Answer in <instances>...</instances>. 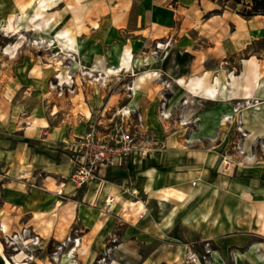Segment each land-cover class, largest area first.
Instances as JSON below:
<instances>
[{
  "label": "crops",
  "instance_id": "crops-1",
  "mask_svg": "<svg viewBox=\"0 0 264 264\" xmlns=\"http://www.w3.org/2000/svg\"><path fill=\"white\" fill-rule=\"evenodd\" d=\"M29 2L5 0L2 15L49 21L35 36L54 39L73 65L125 66L87 92L88 103L80 92L68 107L138 109L151 149L77 187L71 150L96 122L92 112L48 129L18 123L16 107L0 103V251L3 237L27 229L41 253L58 245L63 264H187L185 245L203 253L205 243V264H264V157L223 171L236 123L219 128L223 115H238L249 142L264 137V49L241 57L264 38V15L247 18L219 0H49L45 12L24 9Z\"/></svg>",
  "mask_w": 264,
  "mask_h": 264
},
{
  "label": "rangeland",
  "instance_id": "rangeland-1",
  "mask_svg": "<svg viewBox=\"0 0 264 264\" xmlns=\"http://www.w3.org/2000/svg\"><path fill=\"white\" fill-rule=\"evenodd\" d=\"M48 1L42 0V4H38L39 0H30L24 9L33 12L35 7L40 6V9L45 12L48 9ZM2 2L5 0H0V103L16 107L17 122L24 125H27L26 121H28L34 126L42 127L43 122L46 121L49 124L48 129L68 128L70 127L68 124L70 119L72 118L71 121H74L80 109L86 115L91 111L90 117L93 119L95 116L96 119V122H88L87 131L90 130L91 125H96L99 120L107 123L121 105L107 108L105 113H96L95 110L97 109H91L90 106H82V108L77 109L68 107V104L71 101L74 102L80 92L82 93V100L84 98V101L88 103L89 98L86 93L97 90V86L101 85L84 73L90 70V67L84 63L80 64L79 60L77 65H73L71 61H75L76 56L67 52L63 53L62 49L55 50L54 46L49 45L55 42L54 39H46L44 35H41L44 37L43 40L47 41L43 43L42 37L37 38L35 36L36 31H39L40 34L45 31L49 21L39 26L40 23L37 20L40 19L37 16L22 18V15L16 13L11 17H6L1 12ZM230 5V3L227 4L229 8L235 10ZM237 7L238 9L242 8V6ZM33 21L34 24H32ZM33 25L36 26V29ZM22 29L28 32L20 33L15 37L12 35ZM32 29L34 30L31 32ZM39 42L41 43L39 44ZM256 48L264 49V38L254 42L251 48L242 53L241 57L245 59L248 53L255 51ZM155 50L153 53L157 57H162L166 48L163 47L161 51L157 49L156 53ZM232 62L230 59L227 61L230 64ZM120 74H116L113 81L118 79ZM238 109L239 107L236 106L234 111L236 112ZM170 115L168 120L172 119L173 123L177 119L180 123L187 122L180 118V113H171ZM240 121L238 115L222 116L219 126L221 132H229L231 123H236V130L232 131L233 141L227 149L226 155L222 158L223 171H228L229 168L231 169L237 164L251 163L264 157V137H258L249 142L248 133L238 125ZM147 132L143 140L147 139ZM73 151L71 150V152ZM13 236L14 234L8 235L7 239L3 237L0 264H9L7 260L10 259L12 260L11 264H14L15 255L21 259L26 258L28 262H32L30 264H63V259L54 255L58 245L48 243L43 254L41 253L42 250H39L43 246L41 241L36 240L34 244L29 238L30 235H28L27 240L21 239V237L13 238ZM110 249H108L109 252ZM18 253L21 254L18 255ZM38 256L42 257L38 258ZM107 260H109L107 257H98L91 264H106ZM68 263L80 264L74 258H71Z\"/></svg>",
  "mask_w": 264,
  "mask_h": 264
},
{
  "label": "built area",
  "instance_id": "built-area-1",
  "mask_svg": "<svg viewBox=\"0 0 264 264\" xmlns=\"http://www.w3.org/2000/svg\"><path fill=\"white\" fill-rule=\"evenodd\" d=\"M168 46V43H166ZM157 49L155 50V53ZM134 93L133 84L127 87ZM171 113L161 112L164 118H169ZM113 116L105 123L99 120L96 125H91L83 136L74 144V156L72 162L74 171L70 175V182L77 187H82L98 177L103 167L121 165L131 154L138 152L142 155L149 153L151 146L144 144L146 136L145 123L142 113L138 109L128 108L123 105L116 109ZM142 138V139H141ZM108 181L105 180V183ZM132 193L138 195L136 190ZM112 199H107L106 206ZM30 235L29 238L35 244L39 240L38 235L23 229L22 233H15L13 238ZM27 240V239H26ZM211 252L209 243H205L204 252L201 253L191 244L185 245L184 257L187 264H205ZM78 264V263H75Z\"/></svg>",
  "mask_w": 264,
  "mask_h": 264
},
{
  "label": "bare ground",
  "instance_id": "bare-ground-1",
  "mask_svg": "<svg viewBox=\"0 0 264 264\" xmlns=\"http://www.w3.org/2000/svg\"><path fill=\"white\" fill-rule=\"evenodd\" d=\"M38 4H42V0H39V2H37ZM39 29V28H38ZM42 40H43V37H42ZM43 43L47 42L45 40L42 41ZM41 42H39L40 44ZM51 46H53V43L52 44H49ZM114 53V52H113ZM60 54V53H59ZM67 57V56H66ZM120 59V58H119ZM125 59V58H124ZM60 60V59H59ZM64 61V60H63ZM66 63V62H65ZM140 63V62H139ZM64 64V63H63ZM58 70H60L59 68H57ZM125 70V66L124 65H121V66H117V67H109L107 70H106V73H98L97 70H94V69H90V70H87L85 71L84 73L86 75H88L90 78H93L94 81H97L98 83H104L106 82L112 75H115V74H119L121 71H124ZM102 71V70H101ZM107 77V78H105ZM61 83V82H60ZM43 126L47 127L48 126V123L46 121L43 122ZM26 254V252H25ZM11 259L10 260H7V262L9 264H11ZM14 264H30V262H28L26 260V258H18L17 255L14 256Z\"/></svg>",
  "mask_w": 264,
  "mask_h": 264
},
{
  "label": "trees",
  "instance_id": "trees-1",
  "mask_svg": "<svg viewBox=\"0 0 264 264\" xmlns=\"http://www.w3.org/2000/svg\"><path fill=\"white\" fill-rule=\"evenodd\" d=\"M223 5L231 4L233 8L237 9V6H242L239 9L241 15L249 18L256 15H264V0H219Z\"/></svg>",
  "mask_w": 264,
  "mask_h": 264
}]
</instances>
